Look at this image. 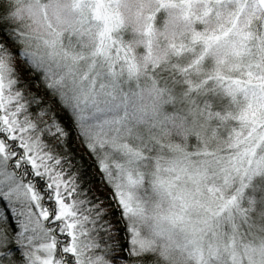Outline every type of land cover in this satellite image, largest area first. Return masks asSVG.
I'll return each mask as SVG.
<instances>
[{
    "label": "snow or ice",
    "instance_id": "obj_1",
    "mask_svg": "<svg viewBox=\"0 0 264 264\" xmlns=\"http://www.w3.org/2000/svg\"><path fill=\"white\" fill-rule=\"evenodd\" d=\"M169 68L230 110L167 111ZM253 182L264 0H0V264H264Z\"/></svg>",
    "mask_w": 264,
    "mask_h": 264
},
{
    "label": "trees",
    "instance_id": "obj_2",
    "mask_svg": "<svg viewBox=\"0 0 264 264\" xmlns=\"http://www.w3.org/2000/svg\"><path fill=\"white\" fill-rule=\"evenodd\" d=\"M198 77H200V76L190 75L188 77H185L177 69H173V68H169L167 70H162L161 72L158 73V78L160 80L161 86L170 87L172 95L174 93L173 89H174L175 86H178V87L185 86L186 87L187 83H186L185 80L191 79L192 81H194ZM25 79H27V76H25ZM208 85H206L204 87L205 89H207L206 91H208V92H215V91H218V90L221 91L220 89H217L216 87H214L215 85H214L213 82H212L211 86H208ZM33 90L35 91V89H33ZM176 103L177 102L175 100H173V103H171L169 105H166V110L169 111V112L181 111L180 110V104H176ZM202 105H203L204 108H206L207 112L222 114V111H221L222 107H221L220 103L217 102L216 100L210 98V97L205 98V100L202 101ZM219 124H220V121L218 119H215V118H213L212 120L209 121V126L210 127H218ZM194 141H196V138L195 137H191L189 139V144L191 145V143L194 142ZM81 152H85L86 153V149L82 148ZM85 158L87 159V155L85 156ZM95 182L97 184H99V182H100V177L99 176H97L95 178ZM261 195H262V189L260 188V186L256 182H253V193H250L248 190H246V192L244 194V199H247L246 197H248V198L253 197V199L256 201L257 199H259V197H262ZM242 203H243V199H242ZM113 214H114V216H118L119 215L118 210H116L114 208L113 209ZM117 223H118V221H117Z\"/></svg>",
    "mask_w": 264,
    "mask_h": 264
},
{
    "label": "rangeland",
    "instance_id": "obj_3",
    "mask_svg": "<svg viewBox=\"0 0 264 264\" xmlns=\"http://www.w3.org/2000/svg\"><path fill=\"white\" fill-rule=\"evenodd\" d=\"M201 77H198L196 80L192 81L193 84H198L200 82ZM186 81V80H185ZM214 83V87H216L217 89H220L221 91H215V92H208L206 91L207 89L202 88V89H191L190 90V86L187 84V86H183V87H178L175 86L174 87V100L177 102L176 104H180V110L183 112H186L189 109H197V110H203L206 111V108L203 107L202 105V101L205 100V98L210 97L214 100H216L217 102L220 103L221 107H222V114L226 113L228 110H230L231 107V101L230 98L227 97L222 89ZM209 84V85H208ZM207 85L211 86L212 82H209ZM206 86V85H205ZM209 88V87H208ZM201 103V104H200ZM200 104V105H199ZM197 143V141H194L191 143L190 146H195ZM250 193H253V185L247 189ZM262 197H259V199L256 200L258 205H262L264 206V190H262ZM247 199L243 198V203L241 201V204L243 207L248 208L249 207V203L248 201L250 199H253V197H246ZM259 212L260 214V210L256 209L252 212H250V219H252V217L254 215H256Z\"/></svg>",
    "mask_w": 264,
    "mask_h": 264
},
{
    "label": "clouds",
    "instance_id": "obj_4",
    "mask_svg": "<svg viewBox=\"0 0 264 264\" xmlns=\"http://www.w3.org/2000/svg\"><path fill=\"white\" fill-rule=\"evenodd\" d=\"M251 223L257 226V232L259 235H264V233L259 232V229L264 227V217H262L259 212L252 217Z\"/></svg>",
    "mask_w": 264,
    "mask_h": 264
}]
</instances>
